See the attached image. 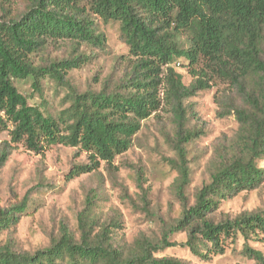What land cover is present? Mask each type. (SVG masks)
Instances as JSON below:
<instances>
[{
    "label": "trees",
    "instance_id": "trees-1",
    "mask_svg": "<svg viewBox=\"0 0 264 264\" xmlns=\"http://www.w3.org/2000/svg\"><path fill=\"white\" fill-rule=\"evenodd\" d=\"M97 18L119 24L127 54L115 60V79L80 91L68 74L105 47ZM58 41L69 55L44 59L47 46ZM176 65L187 68L188 84ZM16 81H27L40 102L30 104ZM45 81L66 90L55 115L45 107ZM219 84L216 116L233 117L237 129L189 203L185 145L200 132L186 127L196 117L187 99ZM163 109L175 128L176 159L168 164L177 172L173 187L181 211L158 241L141 238L124 251L112 245L108 226L94 233L95 220L80 212L78 237L62 225L49 245L33 252L0 245V264H186L154 255L176 245L169 240L176 231L185 232L180 245L200 259L242 240L241 253L264 264V254L249 244L264 241V209L216 217L223 201L264 183L258 165L264 159V0H0V131L13 126L10 141L0 146V168L18 142L32 151L63 145L85 153L86 161L73 164L67 179L97 170L102 161L113 168L142 121ZM32 189L0 206V229L18 224Z\"/></svg>",
    "mask_w": 264,
    "mask_h": 264
},
{
    "label": "rangeland",
    "instance_id": "rangeland-1",
    "mask_svg": "<svg viewBox=\"0 0 264 264\" xmlns=\"http://www.w3.org/2000/svg\"><path fill=\"white\" fill-rule=\"evenodd\" d=\"M96 22L105 35V47L95 49V57L68 74L80 91L98 89L100 82L107 77L115 79L119 75L115 60L127 54L119 24L98 18ZM81 49L90 53L88 47ZM67 55L69 47L58 41L47 46L43 58ZM40 57L36 56L35 61L38 62ZM176 70L185 84L191 81L186 67L176 65ZM15 85L22 94L29 96L30 104L40 102L37 95L31 96L27 81H16ZM223 86H213L187 99L196 117H189L186 127L200 132L185 145L190 168V182L186 188L189 203L194 202L195 192L208 180L214 165L221 159L220 153L232 142L237 129L233 117L216 116L214 94ZM43 89L45 107L55 115L62 108L66 90L49 81L43 83ZM12 128L8 123L7 129L0 131V146L2 142L10 141ZM174 144L175 128L165 109L142 121L129 149L114 158L113 168L102 161L97 170L72 179H67L68 171L73 164L86 161L85 153L63 145L32 151L22 142L12 144L14 148L0 168V206H7L15 196L20 199L27 190L33 189L29 193V208L18 224L9 230L0 229V245L33 252L49 245L51 239L59 235L62 225L78 237L77 216L80 212L95 220L94 233L98 232L99 225L108 226L112 245L124 251L132 250L141 238L158 241L181 211L173 187L177 172L168 164L169 159H176ZM258 165L264 167V159L259 160ZM260 209H264V183L255 190L242 191L223 201L216 217ZM185 238L184 231L171 233L169 240L176 245L160 249L154 255L173 257L186 264H258L241 253L242 240L229 244L223 254L204 260L180 245ZM249 244L264 254V241Z\"/></svg>",
    "mask_w": 264,
    "mask_h": 264
}]
</instances>
